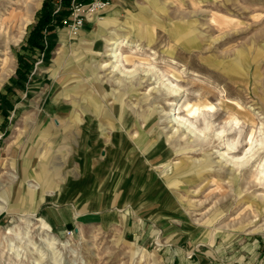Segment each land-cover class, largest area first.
<instances>
[{"label":"rangeland","instance_id":"374dc122","mask_svg":"<svg viewBox=\"0 0 264 264\" xmlns=\"http://www.w3.org/2000/svg\"><path fill=\"white\" fill-rule=\"evenodd\" d=\"M44 2L50 6L49 0H0L1 24L31 8L17 40L3 37L7 26L0 25V204L6 207L0 264H264V0H123L101 20L116 24L95 50L94 43L81 44L82 31L59 27L57 36L43 35ZM117 38L132 45L122 49L121 62L136 70L131 79L109 56ZM168 74L181 88L176 97L157 82ZM186 103L215 106L207 139L171 122ZM122 109L139 123L128 122ZM203 120L193 119L199 129ZM90 126L104 156L122 132L131 141L143 130L138 144L151 142L147 150L142 143L143 155L161 149L149 164L154 176L131 201L121 189L94 218L56 227L42 210L76 201L75 155ZM250 136L258 147L251 161L238 167L222 158L227 150L226 159L244 157ZM113 181L106 178L107 185ZM149 193L169 204L138 207ZM137 223V232L130 231ZM46 233L58 238L55 249Z\"/></svg>","mask_w":264,"mask_h":264},{"label":"crops","instance_id":"0c3cea01","mask_svg":"<svg viewBox=\"0 0 264 264\" xmlns=\"http://www.w3.org/2000/svg\"><path fill=\"white\" fill-rule=\"evenodd\" d=\"M49 2L52 10L53 2L52 0H49ZM122 2L123 0H115L114 6H120ZM111 12L110 9L108 14ZM114 24H116V22L113 20H103L95 25H87L81 30L83 33L80 37L81 44L88 45L94 43L95 50L97 47V40L106 35L107 31H110V27ZM59 27V25L55 24L53 30L50 31L51 35L57 36L56 29ZM92 27H94V30L89 33H84V30L89 31V28ZM122 112L123 117L128 118V122H135V124L139 123L138 118L134 117L135 115H133L131 111L124 109ZM103 114L108 118L109 114L106 112ZM142 126L141 128L145 130L144 125ZM91 128L92 126L88 129V136L83 132L85 129L82 128L84 135L82 133L81 137H79L80 139H78L79 148L75 155L78 160V165L75 173L79 180V189L74 191L76 201L73 200L57 207L48 206L42 210L44 216L49 218L56 227L76 225L79 221V217L84 215H87L88 218H94L101 210L107 209L113 204V199L110 198V194L121 189L125 194L130 196L128 197V201H131V196L139 193L141 189H144L146 184H148L154 176L149 171V164L153 159L151 158L153 153L161 149L159 147L155 152H152L151 155H143V148L141 146L146 140L138 144L139 140L143 137L141 135L144 133L143 130L139 128L140 135L138 134L131 137V141L126 140L122 132L120 140L116 141L114 146H107L105 150L106 155L104 156L102 155V151L98 149V140H94L92 136L93 132L90 130ZM122 128L124 130L126 129V127ZM90 143L91 146L89 145ZM150 147L151 142L146 141L144 148L147 150ZM98 153H100V156ZM164 162L165 161L160 159L157 168H160ZM110 176H113L114 181L110 183V185H107L106 178ZM154 196L153 193H149L142 202L140 201L141 203L138 204V207L159 203L160 206L164 208L169 204V201L165 199L160 200ZM85 200L89 203L87 208L83 206ZM122 204L123 201L119 204L120 207ZM139 228L140 226L138 223L136 225H130V231L132 232H137Z\"/></svg>","mask_w":264,"mask_h":264},{"label":"bare ground","instance_id":"6f19581e","mask_svg":"<svg viewBox=\"0 0 264 264\" xmlns=\"http://www.w3.org/2000/svg\"><path fill=\"white\" fill-rule=\"evenodd\" d=\"M38 4H39V2H38ZM30 10H31V8L27 7L25 9V12L22 15L19 13H14V14H10L8 17H5L3 19L2 24L0 23V25H1V27L6 25L7 31L2 30L3 33L1 35L3 37L4 36L7 37L8 40H17L18 36L20 34H22L23 24L26 21V17L30 14ZM232 22L233 21H229V20L226 21L225 20L224 25L232 24ZM11 32H12V34L14 32H17L15 37L10 36ZM111 45H112V47H111V51H110L109 56L112 59L113 63H115L113 65V67L115 68V70H117V72H120V75L125 77V79L126 78L127 79L133 78L135 76L136 70L135 71L127 70L121 64L122 58H124L122 49L124 47H132V45L129 44V40L126 38H123V39L117 38L111 42ZM132 51L136 52V50H132ZM239 60L241 62V65L243 67H246L247 59H246L245 55L242 53V51H240ZM2 61H3L2 62L3 64H6L7 58L5 57V59H3ZM4 70H5V68H4ZM4 70H3V72H4ZM151 71L152 70H150V69L144 71V75L145 76L150 75L152 73ZM172 73L175 74V71H172ZM167 76L168 77L166 79V82L163 81V79H162L164 77V75L162 76V78L159 76L157 82L161 83L162 87H164L163 89H165V92L168 94L169 97H176L180 94L181 88L179 86H177V84L175 85L171 81L172 78L168 79L169 74ZM176 76L179 79L181 78V76L179 74H177ZM181 108H183V110H181ZM214 111H215V106L213 104L202 103L201 105H199V104L191 105L190 103H186V104L182 105L181 107H179L178 110L175 111L173 114H170L172 116L171 122H173L174 125H177L178 130H183V131L187 132L189 134V136L197 138V139L205 140V139H207L205 132L211 131L213 129V124H212L213 122L211 123V121H209L208 117L211 118L214 115ZM243 111H244L243 112L244 120H246V122L253 123L254 122L253 114L250 111H247L244 109H243ZM183 112L186 113L187 118L182 117L181 113H183ZM200 117H202L204 119L203 121L206 122L205 126L203 125L204 128L201 127L203 129H199L196 126L197 123L194 124V121H193V119L198 120ZM238 122H239L238 119L235 117L234 118L235 125H237ZM224 132H225V130L218 132L217 136L222 135ZM249 141H250V147L248 148V152L245 154L244 157H242V158H235V157L231 158L230 157V160L226 159V157L229 155L228 150H227L226 152L220 153L222 158L229 161L230 164H232V166H238L239 167L241 165H244L245 163H248L249 161H251L253 159V157L256 154L255 151L258 149V147L255 145L257 140H254L252 138V136H250ZM259 144L261 146L264 145L262 142ZM227 146L231 149L237 148L235 146V144H228ZM225 155H227V156L225 157ZM263 166H264V164H262V167ZM170 171H171V166L167 165L166 169H165V173L169 174ZM261 175L264 178V169L261 171ZM34 187L38 188V185L34 184ZM5 208H6L5 205L0 204V212H2ZM24 220L26 222L27 227H30L33 224V221L28 219L26 216H25ZM43 239L47 243V246L51 247L52 249H55L54 247L59 244L58 238L54 235H50L49 233H46V236L43 237Z\"/></svg>","mask_w":264,"mask_h":264},{"label":"built area","instance_id":"2783aa9c","mask_svg":"<svg viewBox=\"0 0 264 264\" xmlns=\"http://www.w3.org/2000/svg\"><path fill=\"white\" fill-rule=\"evenodd\" d=\"M66 0H52V15L55 17L65 7ZM68 14L61 20L59 26L71 34H78L87 25H95L101 21L115 0H68Z\"/></svg>","mask_w":264,"mask_h":264},{"label":"trees","instance_id":"16d2710c","mask_svg":"<svg viewBox=\"0 0 264 264\" xmlns=\"http://www.w3.org/2000/svg\"><path fill=\"white\" fill-rule=\"evenodd\" d=\"M46 2H44L43 5L44 16L42 18V24H41V33L43 35H46L47 31L49 32L52 31L55 24L56 25L60 24L61 20L68 14L67 6L69 4V1L66 0L64 9L54 17L52 15V10L50 6L46 5Z\"/></svg>","mask_w":264,"mask_h":264}]
</instances>
